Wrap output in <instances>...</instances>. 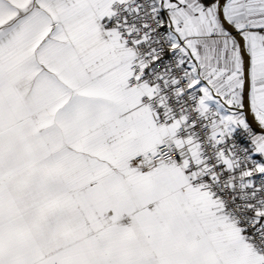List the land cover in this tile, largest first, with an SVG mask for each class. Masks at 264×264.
Returning <instances> with one entry per match:
<instances>
[{
    "label": "snow or ice",
    "instance_id": "6c2138e0",
    "mask_svg": "<svg viewBox=\"0 0 264 264\" xmlns=\"http://www.w3.org/2000/svg\"><path fill=\"white\" fill-rule=\"evenodd\" d=\"M0 264H264V0H0Z\"/></svg>",
    "mask_w": 264,
    "mask_h": 264
}]
</instances>
